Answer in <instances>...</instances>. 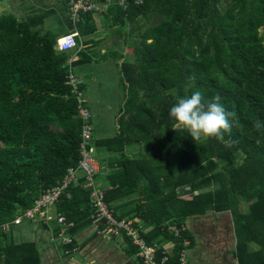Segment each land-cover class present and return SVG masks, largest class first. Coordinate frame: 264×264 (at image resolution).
Here are the masks:
<instances>
[{
  "label": "trees",
  "instance_id": "trees-1",
  "mask_svg": "<svg viewBox=\"0 0 264 264\" xmlns=\"http://www.w3.org/2000/svg\"><path fill=\"white\" fill-rule=\"evenodd\" d=\"M117 1L71 22L83 37L96 31V15L111 17L133 51L132 61L119 62L126 95L116 132L93 142L104 202L116 219L151 227L142 236L156 241L158 259L162 242H174L166 264H178L195 243L186 220L208 212L230 214L238 264H264V134L252 128L253 120L264 121V0H127L125 10ZM48 16L0 15V225L60 185L80 159L69 55L56 50L61 36L44 27ZM133 33L138 42L130 45ZM195 89L205 100L219 95L236 114L231 138L194 140L169 116L178 97ZM78 176L58 203L76 227L95 217L91 189ZM121 235L127 253L138 256ZM0 264H39V256L33 244H14L0 232Z\"/></svg>",
  "mask_w": 264,
  "mask_h": 264
},
{
  "label": "crops",
  "instance_id": "crops-1",
  "mask_svg": "<svg viewBox=\"0 0 264 264\" xmlns=\"http://www.w3.org/2000/svg\"><path fill=\"white\" fill-rule=\"evenodd\" d=\"M2 2L5 1L0 0V3ZM7 3L9 4L8 10H2L0 7V15L11 14L17 18H26L33 13L48 12L51 16H48L47 19L52 21L51 26H53V28L56 27L57 30H55L60 36L73 31L78 32L77 29L71 28V22L72 24L78 22L79 17L77 15L75 20H72L70 10L65 0H7ZM108 7L104 8L102 11L107 10ZM112 21L111 17H103L101 14L95 16L97 29L93 34H89L88 36L81 37L79 35V41L81 43L78 45V49H75V52L70 53L74 56L73 62L79 59L77 56L80 53L85 54L86 57L84 58L88 59L89 55L87 54H91L96 48H99L100 54L105 56L108 47L111 49V53L118 56L116 57L118 62L128 59L127 53H131V48L115 29L117 26H114ZM109 23L113 25L112 29L106 27ZM65 53L67 54V52ZM77 79L83 91L82 81H80L79 78ZM105 162L106 161H103V163L101 162L100 164H105ZM102 167L104 168V166ZM79 175H81V173ZM96 185L100 188V191H103V185L99 176H96ZM58 203L56 207L52 209V214H61L58 211ZM22 213L23 212L17 214L15 218L21 216ZM206 215H210L209 218H207L208 222L219 223L222 227L226 228L227 234H224L225 242L222 244L223 246L220 245L218 247V255L216 254L214 258L215 263L211 262L210 258H204L203 255L206 253L207 248H203L201 252L197 242V240L203 239V236H198L201 230L197 229L201 225V220L198 218L199 215L189 217L185 225L190 237L195 240V243L192 247L187 249V252H184V263L238 264L234 258L235 239L230 214L227 212H208ZM136 222H138L137 225L142 232L151 230V227L144 226L142 221ZM72 224V227L66 231L67 235L72 238V244L70 245L61 243L58 238L60 226L54 219H23L18 225L10 224L9 230L4 233H7V239L14 244H33L39 256V264H141L136 254L127 253L126 248H128V243L123 236L104 238V236L98 234L99 225L96 226L94 223L93 215L91 225L76 227L73 222ZM161 247L172 253L175 246L174 242L166 240V242H162ZM188 250H190V254L187 255L188 259L186 262ZM210 252L209 250V253Z\"/></svg>",
  "mask_w": 264,
  "mask_h": 264
},
{
  "label": "built area",
  "instance_id": "built-area-1",
  "mask_svg": "<svg viewBox=\"0 0 264 264\" xmlns=\"http://www.w3.org/2000/svg\"><path fill=\"white\" fill-rule=\"evenodd\" d=\"M71 13L72 20H75L80 11H100L102 8H106L113 4L112 0H105L103 3L96 2V0H65ZM144 0H133L136 5L142 4ZM117 5L125 10L128 6L127 0L117 1ZM76 38H79V34L76 31L69 32L56 40V50L59 53H65L70 50H77L78 43ZM73 58L67 60L69 72L67 75V84L71 86V93L77 102L78 115L82 120V129L80 133L79 144V162L77 168H70L60 185L47 189L41 196L35 201L34 205L25 210L21 216L14 218L11 222H6L0 225V232H6L9 230L10 224L18 225L23 219H45L56 220L60 226L58 238L62 244H72V238L67 235L66 231L72 227V222H67L65 217L59 213L52 214V209L56 207L62 196L67 198L70 196L67 193L69 186L72 183H77L78 174H82L84 178V188L91 189L92 205L95 211L94 223L96 226L101 221L102 228L98 229V234L108 236H122L121 232L125 233V236L129 239L132 245L137 247L138 257L141 259L142 264H166L169 260L170 251L163 249L160 253L161 256L158 259L156 254L159 246L155 243L148 244L142 236L140 227L135 226L131 220H118L112 215V211L108 205L104 202L103 191L95 189V176L99 172V162L96 158L95 149L93 146V126L91 123V112L87 106V99L84 96L83 91L80 88L79 80L72 73ZM175 235H178L177 229ZM186 245V244H185ZM178 264L184 263V251L178 258Z\"/></svg>",
  "mask_w": 264,
  "mask_h": 264
},
{
  "label": "rangeland",
  "instance_id": "rangeland-1",
  "mask_svg": "<svg viewBox=\"0 0 264 264\" xmlns=\"http://www.w3.org/2000/svg\"><path fill=\"white\" fill-rule=\"evenodd\" d=\"M4 1L5 2L0 3V7L2 10H8L9 4L7 0ZM51 23L52 21L46 19L44 27H50ZM112 26L113 25L109 23L106 27L112 29ZM115 29L117 31L121 30L120 27ZM125 29L129 32L132 26L127 25ZM260 34L264 36V27L260 29ZM136 36V33L131 35L129 38L130 45L138 42V37ZM110 51L111 49L108 47L107 54L103 56V54H100L99 48H96L91 54H87L89 55L88 59L84 58L86 57L85 54L80 53L77 57L82 60V62L75 63L72 67L73 75L82 81L84 96L87 99V106L92 114L91 120L95 139L108 138L115 134L118 123L117 119L125 101L126 91L121 81L119 62L116 58L118 56ZM72 52H75V50L67 51L70 58H74V56H72L73 54H70ZM127 57L128 61L133 60L132 48L131 53H127ZM178 126L183 127L181 125ZM95 189L100 191V188L96 184ZM242 210H247V205L244 203L242 204ZM206 214L204 216L199 215L198 217L199 220H201V225L197 228L201 230L198 236H203V239H199L197 242L201 252L203 248H207L206 253L203 255L204 258H210V261L215 263L214 258L216 254L218 255V247L224 244V234L226 235L227 232L226 228L222 227L221 224L208 222L207 218H209L210 215ZM209 250L211 251L210 253ZM189 252L190 250H188L186 254V262L188 259L187 255L190 254Z\"/></svg>",
  "mask_w": 264,
  "mask_h": 264
},
{
  "label": "clouds",
  "instance_id": "clouds-1",
  "mask_svg": "<svg viewBox=\"0 0 264 264\" xmlns=\"http://www.w3.org/2000/svg\"><path fill=\"white\" fill-rule=\"evenodd\" d=\"M188 79L194 82L196 77L190 76ZM169 116L183 126L194 140L215 137L223 141L226 135L231 138L233 127L239 125L236 114L225 108L219 95L205 100L199 89L191 91L190 95L178 97L169 110ZM252 128L264 134V121L253 120ZM235 142L231 139L228 141L229 144Z\"/></svg>",
  "mask_w": 264,
  "mask_h": 264
}]
</instances>
